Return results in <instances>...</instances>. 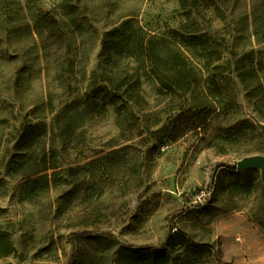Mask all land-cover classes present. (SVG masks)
<instances>
[{"label": "rangeland", "instance_id": "rangeland-1", "mask_svg": "<svg viewBox=\"0 0 264 264\" xmlns=\"http://www.w3.org/2000/svg\"><path fill=\"white\" fill-rule=\"evenodd\" d=\"M59 1L0 0V231L11 233L17 250L0 264L96 257L85 240L95 234L159 246L173 227L212 245L196 264H225L214 223L238 211L264 235L260 171L235 169L240 158L264 154V132L250 118L264 123V93L254 110L230 64L233 54L264 51L250 0L225 20L203 22L222 38L221 58L211 63L170 34L184 21L177 0H75L77 31L64 23ZM45 12L65 34L54 29L40 38L33 22ZM127 19L186 58L196 71L189 91L170 92L133 57L102 48L104 34ZM110 80L122 99L84 102L90 86ZM204 113L205 122L195 123ZM27 127L34 129L29 149L18 141ZM54 162L55 178L52 168L39 172ZM45 173L47 184L31 180ZM200 189L211 192L192 204ZM103 253L100 264H110L114 255Z\"/></svg>", "mask_w": 264, "mask_h": 264}, {"label": "trees", "instance_id": "trees-1", "mask_svg": "<svg viewBox=\"0 0 264 264\" xmlns=\"http://www.w3.org/2000/svg\"><path fill=\"white\" fill-rule=\"evenodd\" d=\"M181 16L184 21L179 24L178 29H171L170 34L178 39L196 57L204 63H211L221 58V37L212 34L203 27V22L210 25V17L226 19L227 13L232 14L241 0H177ZM58 8L65 17V24L73 26L77 31L82 27L80 13L75 0H60ZM250 17L252 32L256 41L264 40V0H250ZM60 22L49 13H39L33 22L34 31L40 36L42 33L58 32L65 34L59 27ZM60 37V35H58ZM102 48L113 51L120 55L133 57L136 63L142 65L143 69L152 74L161 87L168 91L178 88L184 92L190 90L195 78L196 71L188 65L186 58L166 41L153 37L146 38L142 32L134 27L131 19L122 21L118 26L106 32L102 39ZM164 69L160 71L159 65ZM230 64L233 65L235 76L242 85L245 98L254 110H257V102L264 93V51L251 50L242 54H233ZM106 86H90L85 94L84 102L96 105H104L112 99H122L118 93V85L106 81ZM214 89L217 88L215 79H211ZM102 94V95H101ZM219 94V91H218ZM256 94H261L258 97ZM96 100V101H95ZM207 114L203 118L194 115L195 123L205 122ZM191 118V120L193 119ZM179 119V117H178ZM35 126V125H33ZM38 126V125H37ZM35 126V127H37ZM199 126V125H197ZM33 128H24L18 141H23L25 149L30 148L31 139L34 135ZM59 166L54 162L46 165L39 172L48 168L54 169L52 177L55 178ZM68 169V168H67ZM47 173L31 179L34 183L43 179L47 184ZM30 180V179H29ZM176 229V228H175ZM169 235L159 246L120 244L113 237L106 234L87 235L85 240L92 245L93 253L89 258L77 256L69 264H100L103 252H112L114 258L110 264H196L198 260L210 255L213 247L210 243L197 242L181 230ZM177 251L174 255L172 254ZM102 252V253H101ZM9 256H17V250L13 244L11 233L0 231V259Z\"/></svg>", "mask_w": 264, "mask_h": 264}, {"label": "crops", "instance_id": "crops-1", "mask_svg": "<svg viewBox=\"0 0 264 264\" xmlns=\"http://www.w3.org/2000/svg\"><path fill=\"white\" fill-rule=\"evenodd\" d=\"M214 227L221 238L222 262L264 264V235L244 211L221 217Z\"/></svg>", "mask_w": 264, "mask_h": 264}, {"label": "water", "instance_id": "water-1", "mask_svg": "<svg viewBox=\"0 0 264 264\" xmlns=\"http://www.w3.org/2000/svg\"><path fill=\"white\" fill-rule=\"evenodd\" d=\"M250 118L255 125L264 132V123L260 121L254 114H250ZM257 168L260 171V180L264 185V154H253L240 158L235 163L236 170H245Z\"/></svg>", "mask_w": 264, "mask_h": 264}, {"label": "built area", "instance_id": "built-area-1", "mask_svg": "<svg viewBox=\"0 0 264 264\" xmlns=\"http://www.w3.org/2000/svg\"><path fill=\"white\" fill-rule=\"evenodd\" d=\"M211 191L206 190V189H200L199 191H197L195 193V195H193L191 197L190 202L192 204H197V203H201L202 201H204L206 199V197L210 194ZM175 230V227L172 228V231Z\"/></svg>", "mask_w": 264, "mask_h": 264}]
</instances>
